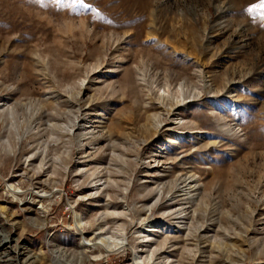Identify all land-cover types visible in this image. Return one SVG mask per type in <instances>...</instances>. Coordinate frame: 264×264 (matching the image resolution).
<instances>
[{
	"label": "rangeland",
	"instance_id": "rangeland-1",
	"mask_svg": "<svg viewBox=\"0 0 264 264\" xmlns=\"http://www.w3.org/2000/svg\"><path fill=\"white\" fill-rule=\"evenodd\" d=\"M152 250L264 264V0H0V264Z\"/></svg>",
	"mask_w": 264,
	"mask_h": 264
},
{
	"label": "bare ground",
	"instance_id": "bare-ground-1",
	"mask_svg": "<svg viewBox=\"0 0 264 264\" xmlns=\"http://www.w3.org/2000/svg\"><path fill=\"white\" fill-rule=\"evenodd\" d=\"M180 105H181V103H180ZM196 188H197L196 185L190 186L189 184H185L184 186L179 188L180 189L179 191H177V194L179 193L177 198H175V197L169 198V199H167V201L165 203L166 207H167V211H168L167 214L170 215V216H174V217L179 216L177 219L180 221V224L187 220V216L189 214V209L191 208V206L188 205V204H189L190 201H195V199H196V193H195L196 192ZM9 189H12V187L9 186ZM13 193L15 195L16 194L18 195L17 190H13ZM34 195H36L40 199H46V198L50 197V195H45V194H34ZM162 197H163V194H162V192L160 190L158 192L156 200L154 199L155 203H158ZM177 200L182 202L179 207L176 206ZM79 226H80V223L77 224V228ZM178 226H179V224H178ZM166 232L170 233L172 231L167 229ZM142 233L144 234V239L143 238L142 239L145 242H150V241L155 239L154 238L155 236H157L158 234L162 233V231L157 227V228H147L146 230H143ZM96 237L98 239H101L100 238L101 234L99 233L98 235H96ZM108 239H105V240H108ZM105 240H101V242L99 241V243H98V242H92V240H90V239L89 240L82 239V243H81L80 247H82L83 249H87V248H94V247L99 245V246H102L103 251L107 254V253L112 252L113 250L116 251V250H119V249H123L127 245L125 243L124 236L120 237V239L118 241L119 243L118 242L116 243L113 240V242H115L114 245H111L108 241H105ZM6 244H8V242ZM138 253L137 252L134 253L133 264H157V258H156V255H154V250H152L151 254L149 253L150 254V260L148 259L147 262H145L143 260V257H141Z\"/></svg>",
	"mask_w": 264,
	"mask_h": 264
}]
</instances>
